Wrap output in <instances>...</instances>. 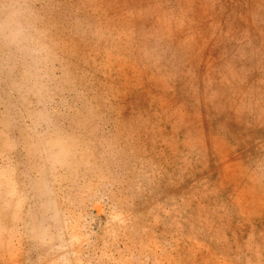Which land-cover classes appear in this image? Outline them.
<instances>
[{
  "label": "rangeland",
  "instance_id": "rangeland-1",
  "mask_svg": "<svg viewBox=\"0 0 264 264\" xmlns=\"http://www.w3.org/2000/svg\"><path fill=\"white\" fill-rule=\"evenodd\" d=\"M0 264H264V0H0Z\"/></svg>",
  "mask_w": 264,
  "mask_h": 264
}]
</instances>
